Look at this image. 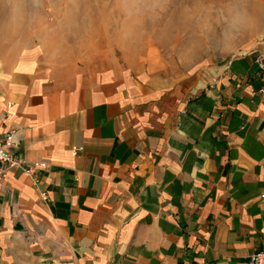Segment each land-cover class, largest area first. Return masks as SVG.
<instances>
[{"label":"crops","instance_id":"1","mask_svg":"<svg viewBox=\"0 0 264 264\" xmlns=\"http://www.w3.org/2000/svg\"><path fill=\"white\" fill-rule=\"evenodd\" d=\"M259 45L174 76L113 56L0 66V131L42 162L0 183V264H247L264 248Z\"/></svg>","mask_w":264,"mask_h":264},{"label":"rangeland","instance_id":"2","mask_svg":"<svg viewBox=\"0 0 264 264\" xmlns=\"http://www.w3.org/2000/svg\"><path fill=\"white\" fill-rule=\"evenodd\" d=\"M237 12L248 22L233 29ZM263 40L264 0H0V66L28 54L71 70L113 56L174 76Z\"/></svg>","mask_w":264,"mask_h":264},{"label":"built area","instance_id":"3","mask_svg":"<svg viewBox=\"0 0 264 264\" xmlns=\"http://www.w3.org/2000/svg\"><path fill=\"white\" fill-rule=\"evenodd\" d=\"M248 54L253 55L256 73L264 81V48H252ZM18 145V129L10 127L0 131V183L11 169H20L23 173L34 175L37 168L42 165L41 161L27 160L17 149ZM35 181L38 182L37 178ZM41 195L42 198L46 197L45 192H41ZM247 264H264V248L250 252L247 257Z\"/></svg>","mask_w":264,"mask_h":264},{"label":"clouds","instance_id":"4","mask_svg":"<svg viewBox=\"0 0 264 264\" xmlns=\"http://www.w3.org/2000/svg\"><path fill=\"white\" fill-rule=\"evenodd\" d=\"M23 21V17L20 16V17H17V18H14V23L19 26L20 23H22ZM247 18H246V14L244 13H241V12H237L235 14V17L233 19V21L231 22V27L233 29H236L240 26H244L247 24Z\"/></svg>","mask_w":264,"mask_h":264}]
</instances>
